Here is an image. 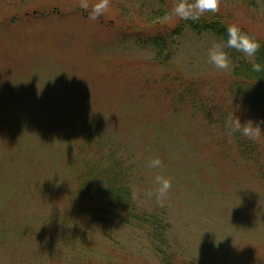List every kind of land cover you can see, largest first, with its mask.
<instances>
[{
    "label": "rangeland",
    "instance_id": "rangeland-1",
    "mask_svg": "<svg viewBox=\"0 0 264 264\" xmlns=\"http://www.w3.org/2000/svg\"><path fill=\"white\" fill-rule=\"evenodd\" d=\"M80 3L0 0V264H264V138L225 128L231 113L264 121L244 82L264 79L257 58L225 48L231 70H216L208 31L151 44L174 0H110L95 21ZM223 3L264 40V0ZM156 175L171 181L162 204L145 195ZM118 190L160 217V246L112 219Z\"/></svg>",
    "mask_w": 264,
    "mask_h": 264
},
{
    "label": "clouds",
    "instance_id": "clouds-1",
    "mask_svg": "<svg viewBox=\"0 0 264 264\" xmlns=\"http://www.w3.org/2000/svg\"><path fill=\"white\" fill-rule=\"evenodd\" d=\"M221 0H174L169 13H166V19L178 18L181 21L193 24L198 23L206 13H217ZM110 0H94L89 4V0H81L80 7L87 11L88 19L97 20L103 16L109 9ZM226 40L221 43L213 42L207 51V60L216 70L230 71L231 58L225 51L235 49L244 55L245 58H255L261 48V43L255 36L246 34L235 24L224 25ZM253 72H264V65L258 62L252 63ZM261 123L249 120L242 124L240 118L234 113L229 114L225 120V128L230 134L239 133L241 136L253 142H259L264 138V131L261 129ZM162 165L160 158L150 159L148 167L151 169L159 168ZM155 188L145 193L149 199L155 198L157 203L163 202L171 188V181L163 175L154 177Z\"/></svg>",
    "mask_w": 264,
    "mask_h": 264
},
{
    "label": "trees",
    "instance_id": "trees-1",
    "mask_svg": "<svg viewBox=\"0 0 264 264\" xmlns=\"http://www.w3.org/2000/svg\"><path fill=\"white\" fill-rule=\"evenodd\" d=\"M224 0H221L220 5L221 6ZM152 18L155 16L153 14ZM148 17V15H146ZM151 18V17H149ZM232 13H230L229 11L227 12H222L221 10H218L217 13H206L201 20L198 23L193 24L191 21L189 22H184L179 20L178 18H175L176 23L173 24L170 28H167L168 26H166L164 24V27L161 26V30L157 33H151L152 34V41L150 42L151 44H162L164 47L169 48V44L171 42H167L166 41L173 38L176 35H180L181 33H183L185 30L187 29H192L195 30L196 32H204V31H208L211 32L217 36H219L221 39L226 40V33L224 32V25L227 24H235L232 20ZM153 25L152 23L149 25V27ZM238 26V25H237ZM240 27L246 34L248 35H252L255 36L254 33H252L251 31H248L246 28ZM121 29H124L123 24L120 26ZM125 33H128L130 35H132L133 37H135L134 39L136 40H140V38H137L138 34L135 32L133 33H129L124 31ZM150 38L149 35L146 36L145 41H148ZM260 43H261V48L259 49V53L257 55V61L260 64L264 65V40H260L257 37H255ZM256 76V75H251ZM250 80H246L244 79V82H246L247 85L252 86V88H259V91H255L256 93H258V95L260 96L259 98H256V102H258L261 106L262 109H264V79H260L258 80V77H253V78H249ZM235 82L236 83H242L241 80L242 78L238 75V77H235ZM254 86V87H253ZM257 95V96H258ZM255 96V97H257ZM254 97V98H255ZM262 101V104L258 101ZM246 144L244 143V141L240 142L238 141V147L240 149L245 148ZM112 188H111V192H112ZM115 201H107L109 204H107V208L111 209L114 212V217H112V219H118L120 221H122L124 224H130L132 226V222H138V225H142L144 226V228H147L145 231L146 236H151L153 235L152 238V244L154 245H158L160 246V242L164 241L163 240V236L162 237H158L159 239H154L155 237V233H158V235H160L159 233V227H158V219L160 217H156L154 215H147V214H138L135 210V203L134 201H129V193L127 190H123L117 191V194L115 195ZM141 213V212H140ZM112 216V213H111ZM132 221V222H131ZM110 256V255H109ZM107 256V257H109ZM164 261L162 260L161 264H205V262L202 261H198V260H193V259H186V258H180L174 255H170V253H168V255L166 257H164ZM114 264H121L118 263L117 261H114ZM126 264V262H125ZM145 264H149V263H145ZM207 264V263H206Z\"/></svg>",
    "mask_w": 264,
    "mask_h": 264
}]
</instances>
